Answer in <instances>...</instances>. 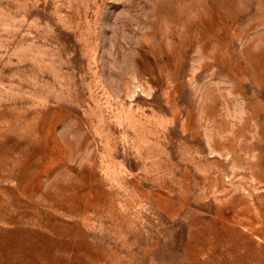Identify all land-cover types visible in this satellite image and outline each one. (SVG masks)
I'll return each instance as SVG.
<instances>
[{"label": "rangeland", "instance_id": "rangeland-1", "mask_svg": "<svg viewBox=\"0 0 264 264\" xmlns=\"http://www.w3.org/2000/svg\"><path fill=\"white\" fill-rule=\"evenodd\" d=\"M0 264H264V0H0Z\"/></svg>", "mask_w": 264, "mask_h": 264}]
</instances>
